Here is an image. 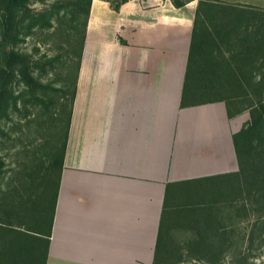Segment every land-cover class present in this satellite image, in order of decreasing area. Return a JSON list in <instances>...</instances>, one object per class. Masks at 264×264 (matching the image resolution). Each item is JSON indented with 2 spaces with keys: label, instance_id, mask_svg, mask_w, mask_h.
<instances>
[{
  "label": "crops",
  "instance_id": "0c3cea01",
  "mask_svg": "<svg viewBox=\"0 0 264 264\" xmlns=\"http://www.w3.org/2000/svg\"><path fill=\"white\" fill-rule=\"evenodd\" d=\"M198 3L92 0L45 264H153L165 206L197 220L239 174L244 112L187 79Z\"/></svg>",
  "mask_w": 264,
  "mask_h": 264
},
{
  "label": "rangeland",
  "instance_id": "374dc122",
  "mask_svg": "<svg viewBox=\"0 0 264 264\" xmlns=\"http://www.w3.org/2000/svg\"><path fill=\"white\" fill-rule=\"evenodd\" d=\"M56 1L29 0L28 5L37 13ZM223 1L236 5L240 18L236 23L229 18L217 22L220 29L227 31L222 33L223 37L220 35L215 39L217 43L206 45L213 47L209 50L214 55L207 59L211 60V65L229 63L239 68L244 86L225 78L222 83L219 81L221 91L217 93L230 100L233 111L242 109L247 124L252 120V106L257 109L261 106L260 100L264 101V0ZM29 21L26 18L22 22L24 31L16 48L33 63L36 80L31 86L24 81L12 82L16 93L25 96L19 102V108L12 110L2 121L7 134H0V212L3 215L12 206V187L18 186L21 200L15 202L16 210L11 213L15 226L21 228L35 222L36 213L33 215L34 211H29L31 199L38 202L46 190L54 188L58 178V168L51 166L48 153L57 132L60 101L68 102V96L62 98L61 89L64 83L73 80L79 49L77 38L71 37L75 22H70L69 15L53 18L52 26L38 25L32 32H26L25 25ZM81 22L82 19L76 22L77 30H81ZM1 39L0 32V52L3 49ZM30 90L38 98L34 100L27 96ZM245 175L241 172L213 180L212 198L203 205L211 212L207 218L209 233L206 236L221 240L224 250L210 255L189 246L201 233L196 219H191L183 203L178 206L175 221L169 227L171 249L162 264H264V200L257 193H249L250 190L254 192V188L245 182L241 191L235 189Z\"/></svg>",
  "mask_w": 264,
  "mask_h": 264
},
{
  "label": "trees",
  "instance_id": "16d2710c",
  "mask_svg": "<svg viewBox=\"0 0 264 264\" xmlns=\"http://www.w3.org/2000/svg\"><path fill=\"white\" fill-rule=\"evenodd\" d=\"M125 1L127 0H111V4L113 8L118 10ZM187 1L173 0L177 6H182ZM91 2L92 0H58L51 7L35 13L28 5L29 0H0V32L2 35L1 47L3 48L0 52L1 135L7 134L2 125L3 119L8 118L12 110L19 108V102L25 96L24 93H16L15 88L11 85L12 82L15 80L24 81L28 86H31L36 80L33 75V63L24 52L16 48L18 42L22 39L21 36L24 31L22 28L23 20L26 18L30 20L25 25V28L26 32H32L33 28L38 25L41 27L52 26V20L55 17L61 19L69 15L70 22H75V24L72 23L74 32L71 37L77 38L76 43L79 47L73 80L70 83H64L63 87L65 89H61L63 92L62 98L68 96V102L60 101L57 132L48 153L51 166H57L59 171L57 181L54 188L51 191L46 190L43 194L44 197L38 202L35 198L31 199L29 211L33 210V215L35 213L39 214L38 216L34 215L35 222L29 224L26 228L17 227L13 222L11 212L16 210L15 202H20L21 199L19 198H21L22 193L19 191L20 188L18 186L12 187L11 201L14 203L9 206V209L7 208L8 210L3 215L0 212V264H45L50 246L58 198L59 177L66 154ZM237 10L236 5L225 3L223 0H199L187 79L192 77L194 73L202 74L205 72L210 75L213 84L217 82L219 85V81L222 83L227 79L236 82L237 85H243V76L239 73L238 67H234L229 63L217 62L211 65L204 58L207 54L214 56L211 53L212 51L206 50V45L217 43L215 39L227 31L226 29H220L217 22L222 18H229L236 23L240 18ZM225 13L229 14L224 15ZM81 19L82 28L77 30L76 22L78 23ZM9 46L11 47L8 48ZM18 74L19 78L17 77ZM67 86H69V89L66 88ZM27 96L34 100L38 98V95H35L32 90L27 92ZM227 102L229 103L231 115L242 111V109H237L233 113L230 100H227ZM260 103L261 106L256 107L257 109L252 106L250 111L252 120L245 124L239 133L235 135L237 153L241 165L239 174L241 172L243 175L246 173L242 183L237 185L235 189H240L241 191L245 182L247 186L251 185V188H254V192L250 190L249 193H257L264 200V176H262L264 174V101L260 100ZM240 137L242 142H240ZM230 190L234 189L230 188ZM172 212L165 206L153 264H162L171 249L168 239V230L171 226L169 222L176 214L175 212L172 214ZM195 213L198 216L196 220L197 229L198 231L200 230L203 236L200 234V237L191 241L189 246L202 249L210 255H215L216 252L221 253L224 250L222 241L206 236L209 233L207 218L211 215L209 207H199Z\"/></svg>",
  "mask_w": 264,
  "mask_h": 264
}]
</instances>
